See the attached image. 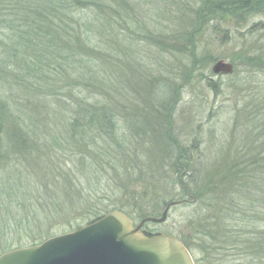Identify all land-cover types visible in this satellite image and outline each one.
Instances as JSON below:
<instances>
[{"label": "trees", "instance_id": "1", "mask_svg": "<svg viewBox=\"0 0 264 264\" xmlns=\"http://www.w3.org/2000/svg\"><path fill=\"white\" fill-rule=\"evenodd\" d=\"M206 6H211L210 0ZM252 7L264 12V0H219L207 14H198L193 22L190 17L189 28L178 26L169 41L161 32V40L153 43L158 42L155 47L176 58L192 57L191 64L196 67L193 51L204 25L208 23L212 32L228 40L229 30L223 29L227 16L242 9L254 11ZM131 10L126 0H0V254L56 235L47 228L42 238L35 237L27 227L40 219L68 214L81 204L109 198L116 193L114 189L109 194L113 187L127 188L122 183H110L115 180L109 169H117L120 159L126 164L133 152H140V157L159 156L151 151L155 149L152 144L144 142L153 135L162 138L166 134V119L162 118L168 116L177 98L159 87H170L174 94L173 85L178 80L171 71L152 80L155 86L146 101L153 108L157 128H149L150 116L140 115L135 107L129 111L121 103L126 97L122 64H114L116 70L110 74L95 62L105 56L104 46L111 40L124 45L125 34H144ZM262 29L264 22H255L242 37ZM97 36L102 46L92 45ZM114 47L109 46V56ZM250 51L244 55L245 66L264 70V51ZM101 60L105 62V58ZM148 82L149 78L146 85ZM208 85L218 88L212 81ZM53 118H66L62 124L65 133L59 131L62 136L47 127L46 120ZM43 125L54 136L45 142L46 149L51 146L58 149L56 153L51 150L55 155L61 150L65 156L79 159L81 171L60 163L54 166L52 152L46 156L43 148L36 149L41 146L37 138ZM250 130L253 136L248 137L247 146L229 148L226 161L216 165L206 164L197 138L179 148L164 143L178 181L179 199H218L220 223L203 220L195 225V234L210 238L208 243L214 244L210 251L217 257L214 264L227 263L228 259L230 264H264V122ZM44 154L47 161L39 159ZM40 164L43 167H38ZM114 209L96 206L88 221ZM23 228L28 233L24 237L20 235ZM179 237L192 253L195 248L205 252L198 244L192 246L189 236Z\"/></svg>", "mask_w": 264, "mask_h": 264}, {"label": "rangeland", "instance_id": "2", "mask_svg": "<svg viewBox=\"0 0 264 264\" xmlns=\"http://www.w3.org/2000/svg\"><path fill=\"white\" fill-rule=\"evenodd\" d=\"M126 1L133 8L131 10L132 15L140 20L139 29L144 30V34L137 37L125 34L124 45H117L111 40L104 46L107 53L104 57L101 56L103 60L105 58V62L101 60L102 58H97L96 61L94 58V61L98 65L101 64V69L104 68L110 74L116 70L114 64H122V67L125 68L122 72L124 76L122 89L126 97L122 99L123 102L121 100V103L126 104L127 110L135 107L140 115L150 116L149 128H157L154 122L153 108L148 107L149 104L146 101L147 98L150 100V94H152L155 86L152 80H159L163 73L168 74L170 71L172 77L178 80L173 85L174 94H172L170 87L168 90L165 86L159 87L167 95L171 94L177 98V103L169 107L168 116L162 118V120L166 119V128L163 131L166 134H163L164 137L162 138L159 135H153L144 142L145 145L152 144L155 149L151 151L154 155L158 154L159 156L150 158L145 155L140 157L138 156L140 152L138 154L133 152L134 155L132 158L131 156L128 157L126 164L120 159L117 163V169H109V173H112L113 180H115L110 183L114 182L116 185L122 183L128 189L117 190L116 187H113V189H109V194H113L114 189L116 193L109 198L103 197L95 202L89 201L87 204H81L78 209H74L68 214L58 215L55 213L54 216L51 215L46 220L40 219L37 224L27 227L34 231L33 233L36 235H32L37 236V238H42V234L47 232V228L51 229L49 232L52 231L56 235L74 230L76 224L83 225L88 221L91 211L96 206L121 209L134 220L135 224H139L142 219L148 216L161 217L168 204L171 201H179L181 196L176 184L178 182L176 174L174 170H171L170 159L164 149V143H171L179 148V146H188L197 138V143L201 144L202 157L204 156L206 164L216 165L226 161L231 153L229 148H240L245 144L247 146L248 137L253 136L250 129L260 122H264V70L245 66L247 50L253 49L261 52L260 49L264 51V29L255 30L254 33L242 37L243 33H248L253 23L264 22L263 11H257L254 9L255 7H252L250 9L254 11L242 9L227 16L223 29L229 30L230 39L228 40L212 32L206 21L204 33L201 38L198 37L200 40L198 39L193 51L198 63L195 67L191 64L192 57L191 60L185 59V62L183 57L176 58L166 49L160 51V48L154 45L158 42L153 43V41H160V36L163 33L166 35V37L164 36L167 38L166 41H169L173 30L178 29V26L189 28L190 17H192L193 22L200 14H207L213 9L212 7L218 4L219 0H210L211 6L209 8L206 6L208 0ZM210 18L213 17L210 16ZM161 32L163 33L160 34ZM153 33H155V37L152 39ZM157 33L159 34L156 36ZM104 40L106 41V39ZM100 41V37H94L92 45L95 43L102 46ZM110 45L115 47L112 49L113 54L111 52L109 56ZM219 60L233 63L234 72L231 74L214 73L212 67ZM191 69L192 71H190ZM148 78L152 84L148 82L149 84L146 85L145 81ZM208 81L216 83L218 88L209 86ZM118 99L120 100V98ZM90 100L95 101L94 98ZM41 117L43 116L41 115ZM65 120L66 118L60 119V121L57 118L48 119L46 121L49 122L46 125L50 127L49 129L52 128L65 133V127L62 126ZM42 127L44 130L40 131L41 136L37 138L41 146L36 147V149L43 148L46 156H49V152L56 153L58 149L52 150L51 146L50 149H46L49 147H46L45 142L54 136L49 135L53 132H50L46 126L43 125ZM59 135H61L60 132ZM152 137L153 142H151ZM53 152L50 156L54 157L52 161L54 166L60 163L64 168L72 166L75 171H81L83 165H80L79 159L65 156L61 150L57 155ZM45 154L40 155L39 159L42 158V160L47 161ZM36 164L35 167H37ZM131 165L134 167L132 168ZM40 166L43 167L41 164L38 165V167ZM7 168H11L10 164ZM103 180L105 179L103 178ZM94 191L96 192L97 189ZM183 201L182 204L170 207L164 222H147L143 228L162 231L177 237L180 234L186 238L189 236L192 240V242L190 241L192 246L198 244L205 251H196V248L193 253L190 251L195 263L214 264V259L217 257L210 252L214 244L208 243L210 238L202 239L195 234V225L203 220L213 222V224L220 223L221 211L220 207L216 206L218 199L202 198L195 200L187 198ZM114 204L117 206L120 204L123 208H116L113 206ZM70 223H72L71 226L66 225ZM24 228L23 230L20 229L22 237L28 235L25 232L27 228ZM62 230L63 233H61ZM2 243L3 241H0V245ZM209 252L210 254H207ZM230 262L231 260L228 259L227 263L222 261L217 264H230Z\"/></svg>", "mask_w": 264, "mask_h": 264}, {"label": "water", "instance_id": "3", "mask_svg": "<svg viewBox=\"0 0 264 264\" xmlns=\"http://www.w3.org/2000/svg\"><path fill=\"white\" fill-rule=\"evenodd\" d=\"M212 70L231 74L234 65L219 60ZM182 203L171 201L161 217L148 216L139 224L121 209L100 214L70 232L1 254L0 264H196L179 237L143 228L164 222L170 207Z\"/></svg>", "mask_w": 264, "mask_h": 264}]
</instances>
